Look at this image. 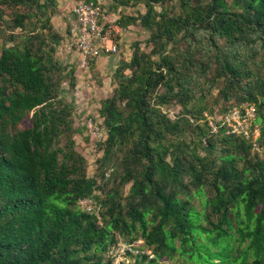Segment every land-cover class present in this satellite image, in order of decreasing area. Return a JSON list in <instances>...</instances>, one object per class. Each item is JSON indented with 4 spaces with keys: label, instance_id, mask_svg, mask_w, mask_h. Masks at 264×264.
<instances>
[{
    "label": "trees",
    "instance_id": "1",
    "mask_svg": "<svg viewBox=\"0 0 264 264\" xmlns=\"http://www.w3.org/2000/svg\"><path fill=\"white\" fill-rule=\"evenodd\" d=\"M120 4L145 5L116 23L140 24L151 48L135 41L113 73L91 175L64 90L76 65L57 57V0H0V264H111L119 237L155 254L123 264H264V0ZM245 102L258 149L222 122Z\"/></svg>",
    "mask_w": 264,
    "mask_h": 264
},
{
    "label": "built area",
    "instance_id": "2",
    "mask_svg": "<svg viewBox=\"0 0 264 264\" xmlns=\"http://www.w3.org/2000/svg\"><path fill=\"white\" fill-rule=\"evenodd\" d=\"M122 0H92L89 2L80 1L73 9L78 23V34L73 40V46L81 55V65L90 69L93 62L101 52L116 54L120 51L119 40L116 35H121L125 30L116 23L120 16L116 15L109 24L100 19L106 6L112 3H120ZM222 122L226 125L227 131L231 134L241 135L250 138L258 149L257 139L260 135V126L257 122V107L253 103L245 102L230 107L223 115ZM214 130L217 125L210 119ZM86 134L90 137L94 151H97L98 142L106 138L105 127L98 113L88 116ZM99 153H95L90 163L93 173L98 163ZM79 205L88 212L96 213L100 217V204L93 197L80 199ZM108 257L111 264H123L132 256L147 255L154 258L155 254L151 248L144 246L142 239L127 241L122 237L108 246Z\"/></svg>",
    "mask_w": 264,
    "mask_h": 264
},
{
    "label": "crops",
    "instance_id": "3",
    "mask_svg": "<svg viewBox=\"0 0 264 264\" xmlns=\"http://www.w3.org/2000/svg\"><path fill=\"white\" fill-rule=\"evenodd\" d=\"M79 2L74 3L73 0H57L59 10H57V12L53 15L52 19L53 21L56 20L57 24L54 23L56 29L63 34L64 26L66 27V29H69L67 18L71 20V27L69 31L71 35L70 46L74 49L75 52L68 48V43L66 42L64 48L60 47L61 49H59V53L63 54L62 50H70L72 54H64V58L63 60H61V62L64 63L63 61L65 60L66 64L76 65L77 85L74 90V93L76 94L75 96L78 97L76 101L78 102V106H80V110L82 112H86V107H84V104H87L88 101L97 97L98 103H100L101 99L112 95L113 90L116 86L112 79L113 73L117 69L121 60H128L131 58V45L134 40V37L132 36L133 33L130 32L131 26L125 28V30L121 33L119 39L120 51L116 54H108L101 52L95 60L93 67H91V70L89 71L81 65L82 55L73 46V40L78 34V23L73 9ZM125 7L127 6H124L120 3H112L106 6L100 20L106 24L111 23L116 15L120 16L122 14V11L124 10L123 8ZM70 56H72V59L69 58ZM107 87H111L110 93L104 91V89H107ZM87 118L88 116L82 123L85 133L87 130Z\"/></svg>",
    "mask_w": 264,
    "mask_h": 264
},
{
    "label": "rangeland",
    "instance_id": "4",
    "mask_svg": "<svg viewBox=\"0 0 264 264\" xmlns=\"http://www.w3.org/2000/svg\"><path fill=\"white\" fill-rule=\"evenodd\" d=\"M73 1L75 3V2H79L81 0H73ZM123 9L124 10L122 11V13H126V14H137L138 12H145L146 11V7L143 4H139L137 6H127V7L123 8ZM57 10H59L58 5H57ZM53 23H56V20L53 21ZM67 23H68L69 29H66V27L64 26V31H63L64 34L61 33L62 36H63V39L60 42V44L58 45L57 57L60 60H63L64 54L65 55H70L71 54L70 50H67V51L66 50H62L63 54L59 53V49L64 48L66 42L68 43V48H70L71 50L74 51V49L70 46L71 35H70L69 31H70V27H71V20L69 18H67ZM130 32L133 33L132 36L134 37V40H133L132 45H131V48L133 47V43L135 41H138V40L142 41L141 45H142L143 48H146L147 50H149L151 48V46L147 45V43H146V40H147V38L149 37V34H150V32L147 29L143 28L140 24L131 25ZM134 33H135V35H134ZM5 34H7V32L5 31L4 28L1 27L0 28V43H2L3 36ZM119 39H120V35H116V40H119ZM132 51H133V49H132ZM69 58L72 59V56H70ZM63 62H64V64H66L65 60ZM91 67H93V64H92ZM90 70H91V68L89 69V71ZM112 79H113V76H112ZM64 90H65L66 96L68 98H70L73 101L74 105H75V117H76V121H77L76 123H77V126L79 127V131L76 133V140H77L78 148L83 152V154L88 158V160L91 161L93 158H95V153H97V151L96 152L94 151L93 147H95V146L92 145L90 137L85 133V130L83 128V124L82 123L86 119L87 116H91V115H93V113H96V111L99 109L100 104L98 103V99L96 97V98L88 101L87 104H84V107H86L85 108L86 112L85 111L82 112L80 110V106H78V102L76 101V99H78V97L75 96L76 94L74 93V91L69 90V85H68L67 82L64 83ZM92 90H90V91H92ZM104 91H106L107 93H110L111 87H107V89H104ZM177 111H178V108H174V109H172L170 111V113H171V115L174 116L177 113ZM217 114L219 115V113H217ZM212 121L214 122L213 119H212ZM31 124H32L31 115H29L23 121V123L21 124V127L22 128L29 127V126H31ZM89 167H90L89 168L90 169V174L92 175L93 171H92L91 163H90ZM196 202H198V200ZM165 264H176V263L174 261H169V262H166Z\"/></svg>",
    "mask_w": 264,
    "mask_h": 264
}]
</instances>
